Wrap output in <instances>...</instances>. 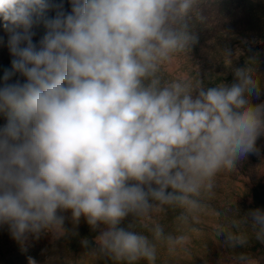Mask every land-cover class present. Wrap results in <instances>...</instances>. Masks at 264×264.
I'll use <instances>...</instances> for the list:
<instances>
[{"label":"clouds","instance_id":"clouds-1","mask_svg":"<svg viewBox=\"0 0 264 264\" xmlns=\"http://www.w3.org/2000/svg\"><path fill=\"white\" fill-rule=\"evenodd\" d=\"M201 4L70 0L66 11L56 0H0L13 57L0 86L8 118L0 127V225L18 243L65 235L70 212L74 225L83 218L99 232L89 257L156 264L159 245L170 255L188 252L215 178L258 154L264 135V103H252L261 91L252 58L233 69L230 85L208 86L199 72L168 74L198 43L195 25L207 20ZM222 52L232 68V51ZM17 74L23 82L10 83ZM169 211L176 233L159 222L140 230ZM215 235L232 248L250 238L264 243V211L240 217L236 209ZM234 264L260 262L242 253Z\"/></svg>","mask_w":264,"mask_h":264},{"label":"rangeland","instance_id":"rangeland-1","mask_svg":"<svg viewBox=\"0 0 264 264\" xmlns=\"http://www.w3.org/2000/svg\"><path fill=\"white\" fill-rule=\"evenodd\" d=\"M201 7L207 20L195 25L198 43L189 54L181 55L173 62L168 74L187 77L199 72L208 86L218 82L230 85L234 82L233 69L244 67L245 61L252 58L261 87L259 97L253 96L252 103H264V0H202ZM225 49L233 53L232 68L223 63L222 51ZM6 123L0 121V127ZM256 146L258 154H249L235 169L223 171L215 178L208 200L209 209L192 225L200 231L192 234L188 252L170 255L159 245L156 264H234V258L242 253L262 264L264 243L250 238L245 246L232 248L215 235L221 225H227L236 215V209L240 217L254 210V188L264 183V135L258 138ZM63 215L66 218L65 235L56 237L44 232L39 239L29 235L23 245L13 239L7 225H0V264H28L29 257L36 264H111L107 258L99 260L86 255L96 247L94 241L99 232L93 231L83 218L74 225L70 212ZM174 216L175 213L169 211L142 223L139 228L147 234V229L159 222L166 232L176 233L178 225ZM127 223L125 221L123 226ZM246 227L250 228V224ZM84 239L89 241L88 249L82 244Z\"/></svg>","mask_w":264,"mask_h":264},{"label":"trees","instance_id":"trees-1","mask_svg":"<svg viewBox=\"0 0 264 264\" xmlns=\"http://www.w3.org/2000/svg\"><path fill=\"white\" fill-rule=\"evenodd\" d=\"M56 2H62L64 4L65 10L70 11L71 5L70 0H56ZM50 16H54V12L49 13ZM36 35L33 37L34 43L39 42L40 38L44 35L45 29L43 25H40L37 28H34ZM0 38L3 39L4 43L0 44V86H3V74L5 69H10L11 67V60L12 55L7 47V39L8 35L4 31L2 24H0ZM16 80H20L23 82L24 78L19 76H14L10 83L15 82ZM7 115L5 113H0V121L5 120L7 122ZM261 209L264 211V183L257 184L254 188L253 192V206L252 209ZM228 250V249H227ZM228 252L230 253L231 250L229 248ZM262 264H264V258L262 259Z\"/></svg>","mask_w":264,"mask_h":264}]
</instances>
